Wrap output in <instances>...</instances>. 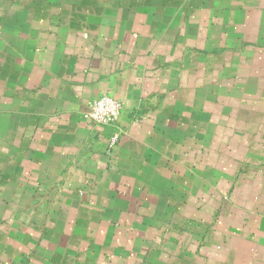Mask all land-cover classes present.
Returning <instances> with one entry per match:
<instances>
[{"label": "crops", "instance_id": "0c3cea01", "mask_svg": "<svg viewBox=\"0 0 264 264\" xmlns=\"http://www.w3.org/2000/svg\"><path fill=\"white\" fill-rule=\"evenodd\" d=\"M0 264H264V0H0Z\"/></svg>", "mask_w": 264, "mask_h": 264}, {"label": "built area", "instance_id": "2783aa9c", "mask_svg": "<svg viewBox=\"0 0 264 264\" xmlns=\"http://www.w3.org/2000/svg\"><path fill=\"white\" fill-rule=\"evenodd\" d=\"M121 112V102L108 94H103L88 104L82 117L92 124L112 127L113 133L109 138V147L113 148L120 136Z\"/></svg>", "mask_w": 264, "mask_h": 264}]
</instances>
